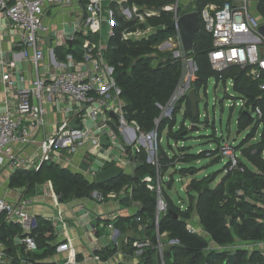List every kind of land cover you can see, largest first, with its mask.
Segmentation results:
<instances>
[{
	"label": "trees",
	"instance_id": "1",
	"mask_svg": "<svg viewBox=\"0 0 264 264\" xmlns=\"http://www.w3.org/2000/svg\"><path fill=\"white\" fill-rule=\"evenodd\" d=\"M140 6L152 8L157 15L146 18L145 22L125 19L114 4H110L112 10L113 34L107 37L103 49V59L112 68V78L119 90V100L123 110V116L127 123L134 126L136 132L157 133V148L160 149L158 167L147 162V152L141 149L134 155L135 167L132 173L122 171L117 177L108 182L96 184L88 181L79 173L61 167L53 161H42L37 169H16L9 177L8 186L11 188L22 187L30 191L35 186L49 182L53 192L59 201H68L74 198H89L94 191L104 194L114 192L123 207L130 206L132 202L138 203L139 207L134 214L118 216L113 225L120 234L126 229L139 231L140 225H145L140 232L138 240L148 236L152 243H156L155 228L158 225L160 234L165 233L163 238L164 264H225L230 253H234L233 264H264V252L236 247L233 250L216 249L210 247V241L219 247L231 246L235 241L259 242L264 241V90L258 88V83L247 77L243 70L236 66H230L222 73V83L232 78L233 89L239 94V98H246L251 106H260L263 110V118L254 120L247 111L240 109L237 128L238 132L251 126L250 132L234 147L239 152L237 167L229 169V162L224 165V175L213 185L216 175H205L199 179L194 178L188 190V208L181 210L174 204L169 195L161 194L166 199L167 211L159 216L156 223V192L147 187L145 177L149 176L153 181L157 175L161 176L176 164H186L193 160L208 155L219 153L220 140L210 153L193 154L185 152L186 147L179 149V154L168 157L160 145L162 133L166 130V137L174 139L184 138L186 127L181 124L177 130L175 115L181 105L185 104L183 114L184 121L189 119L196 123L199 115L192 117L190 103L185 96L178 101L174 110L169 115L163 114L178 86L182 75V57L172 56L171 51L162 52L158 49L164 41L172 38L176 31L170 29L174 22V5L176 0H129ZM223 0H195L194 9L198 12L200 29L193 38V48L188 54L192 55L196 64L193 87L196 92L205 87L208 79L214 77L219 82V73L212 69L208 51L212 47V35L208 32L200 17L201 9L210 3H222ZM169 7H171L169 9ZM257 10L264 18V0L257 4ZM188 11L177 8V14L181 15ZM147 26L152 31L139 39H123V31H134L136 28L145 29ZM95 37H94V36ZM75 38L71 41L72 46L67 49L55 48V57L64 60L71 54L78 60L83 52L76 50L74 45L79 46L83 39L96 43L98 36L89 34L87 37ZM82 39V40H81ZM172 115V116H171ZM262 131L257 141L247 144L255 137L259 124ZM182 173L190 172L186 167H180ZM221 171V172H223ZM195 210L199 224L206 235L190 233L187 230L190 213ZM177 215L174 218V215ZM38 227L32 231L37 248L40 251L35 257L43 259L55 250L50 244L53 238L52 229L44 224L43 220L35 216ZM139 218L140 221L136 219ZM20 226L17 223L6 222L0 217V240L4 242L6 250L12 251V237L20 234ZM49 233V234H48ZM24 236V235H22ZM135 237H128L121 245L100 248L96 252L101 259H107L114 255L118 249L124 248V252L134 253L137 249L132 243ZM169 239L178 240L177 244H167ZM155 249L143 248L139 257L141 264H158L155 257ZM14 264V263H12Z\"/></svg>",
	"mask_w": 264,
	"mask_h": 264
},
{
	"label": "built area",
	"instance_id": "2",
	"mask_svg": "<svg viewBox=\"0 0 264 264\" xmlns=\"http://www.w3.org/2000/svg\"><path fill=\"white\" fill-rule=\"evenodd\" d=\"M70 2L71 0H0V14L18 31L19 45L31 51V61L35 68L31 87L27 90L21 89L15 105L0 114V165H18L22 162L14 152L13 146L16 143L27 144L30 141L31 133L43 124L46 113L43 99L48 96L53 98L55 102H63L64 99L73 101L79 125L73 128L69 126V122L60 124L54 135L42 142L40 161L33 163L34 169H37L42 161L50 159L52 149L58 147L59 141H63L61 147L67 148L69 151H73L75 147L81 146L85 142L100 147V136L93 134V127L100 126L104 129L111 145L118 150L120 157L130 163L133 172L136 165L134 155L140 152L141 149L146 150V144H149L150 147L153 146V141L148 136L153 138L156 148L158 140L155 135L151 136L149 133L144 132L137 133L136 129L125 120L119 100V90L112 78V68L103 59L102 51L105 46L100 41L92 43L85 38L82 44V48L85 50L84 64L80 67L73 66L63 71H54L48 75L40 73L38 70L44 58V51L39 43L41 35L46 33L48 29L43 20L45 7L49 5H67ZM84 3L85 16L75 26V32L84 37L89 34L100 33L104 22L108 26L106 36L113 34V13L110 4H114L125 19L137 20L139 23H143L146 18L158 14L152 8L130 3L129 0H86ZM103 3L108 5L106 11L103 9ZM178 3L179 0H176L174 21L179 16L176 6ZM251 6V0H223L220 4L210 3L205 5L201 9L200 17L205 29L212 35V47L208 51V59L212 69L219 73V82L222 81L224 71L230 66H236L243 70L247 77L256 81L259 89L264 90V36L259 32V27L264 24V21H260L253 14ZM151 31L152 28L149 26L145 29L136 28L134 31L125 30L122 32V38L139 39L148 35ZM175 31L178 38H180L179 31ZM72 39H74V35ZM51 55L52 57L55 56L54 52ZM66 60L68 62L73 61V56L68 54ZM64 66L67 65L64 64ZM6 67L7 71L2 74L3 80H9L14 62L6 63ZM227 81L233 87L232 78ZM225 90L226 92L228 90L226 84ZM229 97L231 96L229 95ZM234 105H239L240 109L247 111L255 121L261 122L263 110L260 106L249 105L246 98H240L239 102L233 101L231 107H234ZM101 122L104 125L101 126ZM261 125L260 123L259 126ZM125 130L132 131L133 138L122 142L119 139L118 132ZM219 153L228 158L229 169L237 167L239 154L234 149L231 141L225 138L222 139L219 145ZM151 154L152 156L154 154L152 148ZM147 162L158 167V158L147 157ZM145 181L147 187L156 192L155 219L157 223L159 216L167 211V202L161 194V189L159 187L156 189L154 183H152L151 177H145ZM40 186L46 189V193H52L58 198L49 182ZM92 198L97 202H103L110 198H117V194L114 192L104 194L101 191H94ZM28 203L29 200L27 199L13 203L0 197V217L3 216L6 222L17 223L24 234L21 237L22 263L43 264L39 258L35 257L39 253V249L35 237L31 233L38 225L35 216L25 210ZM131 204L135 208L131 214H134L139 204L135 202ZM179 208L186 210L188 202ZM59 218L61 221L63 220L62 217L59 216ZM106 220L103 219L101 221L102 225H95V227L110 228L112 233L108 236V240L117 242L121 234L110 222L111 219L106 218ZM136 220L140 221L139 218ZM144 226H139L140 231L144 230ZM187 230L190 233L206 235L200 224L195 225L188 222ZM115 232H117L116 237H114ZM155 235V244L148 236H144L143 240H134L132 245L137 248L134 253L138 257L142 254L143 248H154L156 261L158 264H164L165 245L163 238L165 233H159L158 225L155 228ZM177 243L178 240L174 239H169L167 242V244ZM236 247L245 248L242 245H236L233 249ZM91 249V253L85 258L86 264H101L102 259L96 252L100 247L91 245ZM54 251L58 254H65V256L52 264L80 263L77 251L68 242L59 243L55 246ZM0 264H8L6 254L2 250H0Z\"/></svg>",
	"mask_w": 264,
	"mask_h": 264
},
{
	"label": "crops",
	"instance_id": "3",
	"mask_svg": "<svg viewBox=\"0 0 264 264\" xmlns=\"http://www.w3.org/2000/svg\"><path fill=\"white\" fill-rule=\"evenodd\" d=\"M86 0H71L67 5H49L45 7V14L43 17L44 23L48 27L47 32L41 35L39 46L44 51V58L39 66V72L46 75L54 71H63L71 67H80L84 64L85 50L82 48V43L77 46L76 50L83 52L82 58L77 59L73 57V61L68 62L66 56L64 60H59L51 53L55 48L67 49L72 46L71 41L74 35L75 38L82 37L81 34L75 32L76 24L85 16V2ZM260 0H251V10L253 14L260 20L264 21L263 16L257 10V4ZM106 7V8H105ZM108 5L103 3V9L106 11ZM108 26L106 22L103 23L100 33H95L98 36L97 40L103 46L106 45V32ZM0 114L7 108H12L18 100L21 89H29L31 81L35 73V68L31 61V51L22 48L18 43V31L10 25L7 19L0 14ZM94 36V35H93ZM95 37V36H94ZM25 54H24V53ZM13 61L14 68L11 70L9 80H3L2 74L7 71L6 63ZM67 65L66 67L63 65ZM46 109L43 124L34 132L31 133L30 141L27 144L16 143L13 150L21 159L18 165L3 164L0 165V197L5 198L13 203L22 199L29 200L25 210L34 216L43 220L47 227L52 229L53 238L49 241L52 246H56L61 242H68L78 253L79 264H86V257L91 253V245L100 248L112 247L114 241L110 242L108 236L111 235L112 230L106 228L104 230L95 225H102L101 221L106 218L111 219L112 224L118 216L127 215L123 205L119 200L107 199L103 202H97L91 197L89 198H74L68 201H59L52 193H46L44 187L35 186L30 191L25 188L8 186L9 177L16 169H33V163H38L41 157V144L48 137L54 135L58 126L63 122H69L70 127H77L79 125L78 117L76 115V107L73 101L64 99L63 102H55L53 98L48 96L43 99ZM104 125L103 122L100 124ZM132 126L131 124H129ZM134 128V126H132ZM93 134L103 136L109 141L104 129L100 126L93 127ZM119 139L123 142L129 141L133 138L132 131H119ZM63 141L58 142V147H53L52 154L49 160L59 164L71 172L79 173L88 181H94L95 174L109 166H117L122 169L124 173H131V165L129 162L123 160L116 148L108 142L107 145L100 144V147L92 146L85 142L81 146H77L73 151L61 147ZM128 209V208H127ZM59 213V215H58ZM62 217V221L59 218ZM196 225V224H195ZM96 229H95V228ZM140 231V229L138 228ZM21 231V230H20ZM133 229H126L121 236L120 241L117 239L116 246L121 245L128 237H140V232ZM49 234V233H48ZM23 233L15 234L12 237V251L8 252L3 241L0 240V250H2L7 257L8 264H23L21 261L22 244L21 237ZM100 235V236H99ZM115 232L114 237H116ZM97 236V237H96ZM113 237V239H114ZM240 244H246L248 250H261L264 252V241L259 242H243L235 241L231 246L219 247L213 242L210 243L211 248L233 250V247ZM124 249V248H123ZM122 248L108 257L102 259L101 264H141L139 257L135 253L124 252ZM245 249L247 247L245 246ZM41 250H39L40 253ZM65 254H58L53 251L43 259H40L43 264H52L54 261L63 259ZM89 263V261H88Z\"/></svg>",
	"mask_w": 264,
	"mask_h": 264
},
{
	"label": "rangeland",
	"instance_id": "4",
	"mask_svg": "<svg viewBox=\"0 0 264 264\" xmlns=\"http://www.w3.org/2000/svg\"><path fill=\"white\" fill-rule=\"evenodd\" d=\"M194 5L195 0H179V3L176 6L177 8L179 6L181 11L189 12L193 11ZM173 9H175V5ZM165 42H167V45H164L162 47V44ZM163 43L159 45L158 49L162 52L171 51L172 56L182 57L183 63V74L181 76L179 84L175 89L168 105L163 108V114L169 115L170 110H174L178 101H180V99H184L187 91L193 87L196 64L194 62L193 56L184 51L183 44L180 41V38H178L177 32L172 38L164 41ZM226 86L228 88L227 92L222 81L218 82L214 77H212L208 79L205 87L200 88V90L196 93L200 99V101L197 103L199 121H197L196 123L191 122L189 119L184 121L183 114L185 111V104L183 103L181 105L179 112L175 115L176 125L173 130H177L180 125L183 124L186 127V131L183 135L184 138H182L181 140H178L180 139L179 137L177 139H174L173 137L167 138L165 130L162 133V137L160 139V145L164 149L168 157H172L174 154H179V149L182 147L187 148L185 152H190L193 154L201 152H213L211 150L216 148V141H222V139L224 138L231 141L233 143V147H235L250 132L251 126L247 127L241 132H238L237 119L240 112V106H231L233 105V101L239 102V94L234 91L229 81L226 82ZM228 94L231 97H229ZM261 131L262 126H259L255 137L250 139L247 144L257 141L260 137ZM148 138L153 141V146L150 147L149 144H146L145 148L147 157L158 158L160 149L155 147L152 137L148 136ZM151 148L154 150L153 156L151 154ZM237 153L239 154V152ZM227 160V157L215 154L198 158L186 164H176V166L170 167L164 173V175L161 176L160 174H158V177H156L153 183L156 189L157 187H159L160 189L162 187L164 193L169 195L172 202L180 207L181 205L188 202V190L190 189V183L192 179H199L205 175L217 174L215 177V181L211 184V186H213L224 175L225 172L223 171V169ZM180 167H186L190 169V172L182 173L180 171ZM188 187L189 189L187 190ZM122 209H125L126 214H131L135 210L133 204L128 207H122ZM187 221L196 225L199 224V220L195 210L190 213V218ZM101 229L104 230L100 231V234L106 231V228ZM122 237L123 236L119 237L118 240L120 241ZM240 245L244 247L246 246L247 249H249L246 244Z\"/></svg>",
	"mask_w": 264,
	"mask_h": 264
},
{
	"label": "water",
	"instance_id": "5",
	"mask_svg": "<svg viewBox=\"0 0 264 264\" xmlns=\"http://www.w3.org/2000/svg\"><path fill=\"white\" fill-rule=\"evenodd\" d=\"M200 19L197 11H189L183 13L178 16V18L170 25V29L178 30L180 33L181 42L183 44V49L185 52H191L193 48V38L195 33L200 29ZM259 32L264 36V24L259 27ZM167 45V42L162 44V47ZM177 54V53H175ZM196 90L194 87L190 88L186 97L190 103L192 117L195 118L197 116V103L200 101L199 97L196 94ZM149 135L157 137L156 131L150 132ZM108 140L105 136L101 138V143L103 145L108 144ZM122 173V169L117 166H109L100 171H98L94 176V182L96 184L105 183L110 181L111 179L117 177ZM189 187L187 188V190ZM177 215H174L176 218ZM24 235V234H23ZM234 261V253H230L227 259L224 261L225 264H233Z\"/></svg>",
	"mask_w": 264,
	"mask_h": 264
}]
</instances>
